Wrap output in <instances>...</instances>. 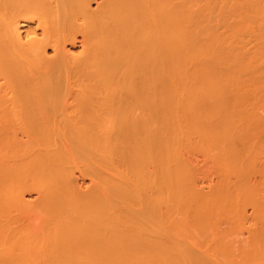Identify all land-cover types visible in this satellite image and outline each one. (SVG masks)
I'll return each instance as SVG.
<instances>
[{"label":"bare ground","instance_id":"6f19581e","mask_svg":"<svg viewBox=\"0 0 264 264\" xmlns=\"http://www.w3.org/2000/svg\"><path fill=\"white\" fill-rule=\"evenodd\" d=\"M255 163L264 0H0V264H264Z\"/></svg>","mask_w":264,"mask_h":264},{"label":"rangeland","instance_id":"374dc122","mask_svg":"<svg viewBox=\"0 0 264 264\" xmlns=\"http://www.w3.org/2000/svg\"><path fill=\"white\" fill-rule=\"evenodd\" d=\"M256 164V163H255ZM252 164V165H250V167H251V170L250 171H246V172H242L241 173V175L242 176H244V177H249V178H251L252 179V181H254L257 185L256 186H258V187H256V191L255 192H253L252 194H250V195H245V196H242V198L240 199V201H241V203L243 204V205H247L246 206V208H247V211H248V213H250L251 212V209H250V207H248V206H250L249 204H251V203H254V202H258L259 200H261L260 198V195L262 194V193H264V190H262L261 191V189L259 190V188L261 187L262 189H264V180H262V178H264V172H261V171H264V165H262V163H260V164ZM262 165V166H261ZM78 181H80L79 182V184H81V185H84V184H82L83 182L81 181V179H79ZM258 188V189H257ZM262 196V200H264V194H262L261 195ZM261 200V201H262ZM253 201V202H252ZM262 203H258V205L260 206ZM258 205H257V207H258ZM262 206V205H261ZM261 206H260V208H261ZM262 207H264V206H262ZM208 210H209V207H208ZM258 210V209H257ZM260 210H262V208L260 209ZM262 211H264V210H262ZM209 213V212H208ZM210 215H211V213H209ZM208 214V215H209ZM209 218H210V216H209ZM243 226H246V225H243ZM209 228V227H208ZM242 229H243V227H241ZM245 228V227H244ZM242 229H237L238 231H236V232H234V234L232 233V237H233V235H235V234H237L238 232H241V231H243ZM246 229V228H245ZM209 230V229H208ZM247 230V229H246ZM209 232H211L210 230H209ZM209 232H208V234H209ZM244 233H243V235H246V233H247V231H243ZM239 234V233H238ZM242 234H241V236H243ZM228 236V235H227ZM229 236H231V234H229ZM229 236H228V238H229ZM237 235H235L234 237L235 238H238L239 236H240V234H239V236H237ZM209 237V236H208ZM211 237V236H210ZM231 237V238H232ZM230 239V238H229ZM209 240V239H208ZM226 239H224V241H225ZM231 240V239H230ZM227 241V240H226ZM211 243V242H210ZM210 246V245H209Z\"/></svg>","mask_w":264,"mask_h":264}]
</instances>
